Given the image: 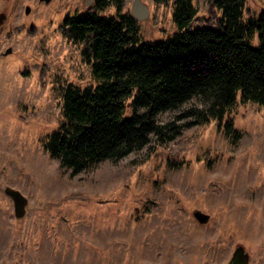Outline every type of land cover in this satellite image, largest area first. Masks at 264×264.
Instances as JSON below:
<instances>
[{
	"label": "rangeland",
	"instance_id": "374dc122",
	"mask_svg": "<svg viewBox=\"0 0 264 264\" xmlns=\"http://www.w3.org/2000/svg\"><path fill=\"white\" fill-rule=\"evenodd\" d=\"M135 1L126 0L122 13ZM138 1L147 13L139 21L143 43L177 33L173 2ZM193 3L196 28L212 15L210 0ZM94 4L0 0V264H229L238 247L248 264H264V108L238 101L225 117L241 133L234 140L217 121L179 118L205 107L194 98L159 116L180 128L174 141L152 136L144 148L76 176L45 150L64 121V89L99 83L82 47L60 31ZM246 8L245 20L258 18L264 0H247ZM252 44L260 45L258 36ZM7 188L28 200L21 219ZM195 211L209 221L201 224Z\"/></svg>",
	"mask_w": 264,
	"mask_h": 264
},
{
	"label": "trees",
	"instance_id": "16d2710c",
	"mask_svg": "<svg viewBox=\"0 0 264 264\" xmlns=\"http://www.w3.org/2000/svg\"><path fill=\"white\" fill-rule=\"evenodd\" d=\"M156 1L173 2L178 28L156 44L143 43L139 21L122 13L126 0H96L93 9L67 17L60 28L82 47L99 82L64 89V121L45 141V150L74 176L144 148L152 136L159 143L174 141L180 128L161 124L159 116L194 98L205 107L179 118L200 125L217 121L234 140L241 133L225 117L238 101L264 108V11L245 20L247 0H210L212 16L193 28L200 20L193 0ZM112 6L117 16L99 14ZM256 36L258 47L252 44Z\"/></svg>",
	"mask_w": 264,
	"mask_h": 264
},
{
	"label": "water",
	"instance_id": "95a60500",
	"mask_svg": "<svg viewBox=\"0 0 264 264\" xmlns=\"http://www.w3.org/2000/svg\"><path fill=\"white\" fill-rule=\"evenodd\" d=\"M41 1H44L45 3H49L51 0H41ZM92 1L93 0H89V2ZM29 12H30V8L28 7L26 13ZM132 15L137 21L143 20L147 15L146 8L142 6L138 0L135 1L133 5ZM5 18H6L5 14L0 15V26L4 22ZM10 52L11 49H9L6 54ZM5 194L11 197L14 202L15 217L17 219L23 218L26 214V208L28 205L27 198L21 192L14 190L12 188H7L5 190ZM194 216L201 224H206L210 219L208 215L204 214L201 211H195ZM229 264H248V255L244 253L243 247H238L236 249L234 256Z\"/></svg>",
	"mask_w": 264,
	"mask_h": 264
},
{
	"label": "flooded vegetation",
	"instance_id": "af4514ba",
	"mask_svg": "<svg viewBox=\"0 0 264 264\" xmlns=\"http://www.w3.org/2000/svg\"><path fill=\"white\" fill-rule=\"evenodd\" d=\"M92 2H94V3H95V2H96V0H93Z\"/></svg>",
	"mask_w": 264,
	"mask_h": 264
}]
</instances>
